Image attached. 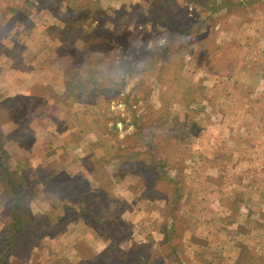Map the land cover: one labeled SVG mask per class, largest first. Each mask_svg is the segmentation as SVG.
<instances>
[{"label":"rangeland","instance_id":"obj_1","mask_svg":"<svg viewBox=\"0 0 264 264\" xmlns=\"http://www.w3.org/2000/svg\"><path fill=\"white\" fill-rule=\"evenodd\" d=\"M193 1L99 0L83 10L49 0L63 19L50 10L42 17L47 47L38 60L39 82H21L0 68L10 79L0 84L2 149L26 189L21 238L3 264H88L98 256L132 264L140 251L154 264H222L229 248L224 253L213 238L222 240L227 231L238 237L244 259L262 264L245 244L251 236L243 213L251 201L261 203L250 188H264L257 129L264 99L251 97L263 87L250 83V67L237 73L236 64L247 57L242 48L253 36L246 27L261 23L256 15L264 3L241 6L236 16L223 8L205 18L214 0ZM160 11L174 24L206 20L186 37ZM12 13L0 26V56L9 53L16 66L25 62L22 48L39 41L19 32L21 23L37 28L36 20ZM70 15L77 20L67 32ZM234 40L235 67L215 73L212 64L231 65L216 45ZM206 48L208 57L214 54L209 60ZM4 186L0 181V233L13 219ZM65 205L76 209V221ZM57 215L61 228L50 226ZM39 219H50L42 231Z\"/></svg>","mask_w":264,"mask_h":264},{"label":"crops","instance_id":"obj_2","mask_svg":"<svg viewBox=\"0 0 264 264\" xmlns=\"http://www.w3.org/2000/svg\"><path fill=\"white\" fill-rule=\"evenodd\" d=\"M120 2V0H118ZM241 3H243L242 6L248 4H255V3H264V0H237ZM62 2V1H61ZM123 2V1H122ZM125 2V1H124ZM58 4V2H56ZM173 4H181L185 5L189 3V0H173ZM249 8V7H248ZM57 7L50 6L49 0H0V26L3 27L7 24V20L9 16H11L14 13L26 12L28 14V17H30L33 21L36 20L37 28L31 29L33 33L31 32L30 28L27 27L25 24L21 23V26H19V32L22 37H28L31 36L33 39H37L39 42L34 46H25L22 48V58L25 60L23 64L16 65L12 62V59L10 58L9 53H3L1 52L0 56V68L14 74L15 76H18L21 80V82H28L32 81L35 83L39 82V65L38 60L41 56L44 55V53H41L43 49H45L46 43L45 38L40 39V35L42 33L40 29L41 22L44 20L42 17L44 13L47 11L50 13L52 12V17H55L54 19L57 20L59 18L63 19L59 15H57ZM251 9V8H250ZM50 10V11H49ZM248 10V9H247ZM253 11V10H252ZM252 11H246V13L249 15L250 13L252 16H254V12ZM236 10L234 12L230 13V16H236ZM189 11L187 12L188 15ZM207 16V14H206ZM261 17L260 24L255 25L254 22L252 25L256 27H252L251 21L248 22V25L246 27V32H249L248 34H251L253 37H249V40L247 43L243 45L242 51L246 52V58L240 60L239 64L237 63L236 66V72L238 73L240 69L244 66H247L248 68L252 69V71H248L252 73V77L250 80V83L254 85V82L257 83L256 89H258L259 84L263 87L261 91L263 92H256L255 94H251V97L256 96L255 98H263L264 99V10L259 11L256 15V17ZM207 18V17H205ZM253 18V17H252ZM259 19V18H257ZM200 20H206V19H200ZM250 18L247 19L249 21ZM45 21V20H44ZM263 23V24H262ZM20 25V23H19ZM39 25V26H38ZM65 26V25H63ZM62 26V27H63ZM203 24H198V29H201ZM37 34V35H35ZM35 35V36H34ZM238 35V33H236ZM15 36V33L10 32L8 34V37ZM38 36V37H36ZM238 36H241L238 35ZM247 38V37H246ZM237 40H240L239 38ZM7 42L3 41V44ZM243 42V41H242ZM2 46L4 47V45ZM45 46V47H44ZM259 47V49H257ZM34 55L33 61H29L26 56L32 51ZM3 53V54H2ZM54 66V64H53ZM7 76V75H6ZM13 76V75H11ZM10 83V79L5 78L2 74H0V84H6L8 85ZM254 88V87H253ZM254 88V89H255ZM258 93V94H257ZM248 115H256V109H247ZM262 115H264V108L261 110ZM261 127V128H260ZM260 128V129H259ZM259 129V135L261 134L262 141L264 142V122L261 123L260 126L257 127ZM251 195L253 199L260 200L261 203H257V201H251L255 203V205L250 204V207L246 209V211L243 213V217L245 218L246 224V231L251 236L250 239H246V243L248 248L251 250L253 255L255 257L261 258L262 264H264V188L259 187H253L250 188ZM249 192V191H248ZM227 231V230H224ZM220 237H224V239L219 240L214 237L213 242L214 244L221 250L226 252L225 249L229 248V251L221 256L222 264H258L257 261L253 260L251 261L244 259L243 257V250L240 246L235 245L236 240L238 237H235L232 235L231 231H227L225 236L223 234L220 235ZM231 249V250H230Z\"/></svg>","mask_w":264,"mask_h":264},{"label":"trees","instance_id":"obj_3","mask_svg":"<svg viewBox=\"0 0 264 264\" xmlns=\"http://www.w3.org/2000/svg\"><path fill=\"white\" fill-rule=\"evenodd\" d=\"M95 1L97 3V1L99 0H85L83 2L78 1V0H67V2L69 3V6L71 8L72 5H81L79 6L80 8H82L83 10L85 8H88V4ZM173 0H164L165 3L167 4H173L172 3ZM193 1V0H192ZM217 0H214L212 2H210L208 5L209 7L207 8L206 14H208L207 18H211V13L214 12H218V10L221 9H225L229 14L231 12H234V10L238 11V8H240L243 3L237 1V0H218L219 3H216ZM191 2V0H190ZM195 4L200 3V1H193ZM77 7V8H79ZM76 8V9H77ZM75 9V10H76ZM74 10V7H73ZM73 10L69 9L70 12H72ZM74 10V11H75ZM88 12V9H86ZM181 10V9H180ZM89 13V12H88ZM160 19L161 20H166L165 24L166 25H171L175 31L174 33L176 34H180L181 36H190L191 31L193 30V28H195V24H203L204 22L203 20L200 19H195L193 20L191 23H187V22H180L179 24H174L170 22V18L166 15H164V12L160 11ZM81 16H83L81 14ZM73 16H68L66 18H64L65 22H66V27L65 30L68 32V29L72 28V24H74L76 22L77 19L72 18ZM170 22V23H169ZM64 30V31H65ZM197 30V29H195ZM172 37L175 36V34L172 33L171 35ZM237 41H231L230 43H228L227 45H216L217 49L219 50H223L227 52V59L231 62V65L227 68H223V66H216L214 64L211 65V68H213V70H215V73H219V74H230L232 69L235 67V64L237 62V59H235L233 57V54L237 51L236 49L234 50L232 48L231 45H233V43L235 44ZM239 49V48H238ZM234 50V51H233ZM204 55H206V51H208V48H206V50H204ZM203 55V56H204ZM207 56V55H206ZM212 56H214V54L210 55L209 57L207 56V60L211 59ZM200 63H202V57L199 59ZM206 61V59H205ZM202 65V64H201ZM224 69V70H223ZM82 89V87H81ZM6 134L4 133V130L1 128V117H0V181L1 183L5 182V186H4V190L1 193L2 196L8 200V203H11V207L9 208L10 211H8L5 208V211H8V215H10L13 219L12 221L7 223V228L5 229V231L0 233V264L3 263H7L8 260L10 259V256L12 254V251L14 249V246H16L15 243H18V241L20 240V232L22 231V222L23 219L20 217V215L18 214V212L23 209V193L26 189H22L20 188V179L18 176L15 175V172L13 170L10 169V165L8 160L6 159V155H5V151L2 149V140L5 138ZM18 177V178H17ZM3 181V182H2ZM20 186V187H19ZM57 191V190H56ZM61 195V197H69V196H73V193L71 190L68 191H58ZM104 192H99L96 195L98 196H103ZM103 198V197H102ZM102 198H100V200H102ZM65 212H68L69 214L72 215V221H76L75 218L77 215V211L75 208L71 207L70 205H65ZM26 217L30 220H32V215L30 212H27ZM70 216V215H69ZM60 217L57 215L58 219L57 221L55 220V223L53 225H50L52 227H62L63 223H61L60 221ZM33 218L38 219L36 216H33ZM39 218H41V216H39ZM38 222V228L37 231H42L44 229V225L50 223V219L47 220H41L39 219ZM60 227V228H61ZM13 231V232H11ZM174 232V230L172 231V233ZM171 233V232H170ZM42 234L45 235H49L50 236V232L44 231ZM41 237V235H40ZM111 249V248H110ZM133 258H132V262L134 261V263L132 264H154L153 261L148 257V255H145V253H143L142 251L140 252H134L133 253ZM97 260L95 261H88V264H121V260L120 257H118L116 259V262H105L101 259L100 256L96 257Z\"/></svg>","mask_w":264,"mask_h":264}]
</instances>
